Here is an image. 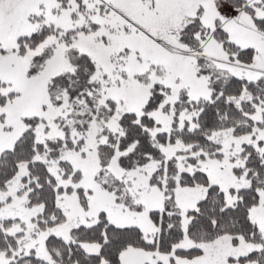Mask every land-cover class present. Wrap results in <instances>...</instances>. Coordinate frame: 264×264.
I'll list each match as a JSON object with an SVG mask.
<instances>
[{
    "label": "snow or ice",
    "instance_id": "snow-or-ice-1",
    "mask_svg": "<svg viewBox=\"0 0 264 264\" xmlns=\"http://www.w3.org/2000/svg\"><path fill=\"white\" fill-rule=\"evenodd\" d=\"M0 264H264V0H0Z\"/></svg>",
    "mask_w": 264,
    "mask_h": 264
}]
</instances>
